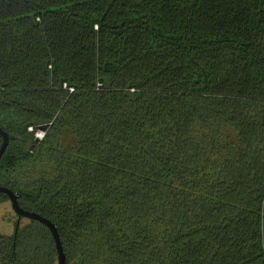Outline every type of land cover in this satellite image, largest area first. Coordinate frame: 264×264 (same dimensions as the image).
Listing matches in <instances>:
<instances>
[{"label":"trees","instance_id":"trees-1","mask_svg":"<svg viewBox=\"0 0 264 264\" xmlns=\"http://www.w3.org/2000/svg\"><path fill=\"white\" fill-rule=\"evenodd\" d=\"M0 127L66 264H264V0H0ZM58 263L37 220L0 235Z\"/></svg>","mask_w":264,"mask_h":264},{"label":"water","instance_id":"water-1","mask_svg":"<svg viewBox=\"0 0 264 264\" xmlns=\"http://www.w3.org/2000/svg\"><path fill=\"white\" fill-rule=\"evenodd\" d=\"M41 131H45V127H40ZM0 135L3 137V144L0 148V161L2 156L4 155L9 142H10V137L8 135L7 132H5L1 127H0ZM0 193H5L9 196L10 198V202L12 204V207L15 211V213L19 216V217H26V218H30L33 220H37L43 224H45L46 226H48V228L51 230L53 237L55 238V242H56V246H57V250H58V255H59V263L58 264H66V256L64 254V250H63V246L60 240V236L59 233L55 227V225L48 219L44 218L43 216L34 213V212H29L26 210H23L17 200V195L10 189L0 186Z\"/></svg>","mask_w":264,"mask_h":264},{"label":"rangeland","instance_id":"rangeland-1","mask_svg":"<svg viewBox=\"0 0 264 264\" xmlns=\"http://www.w3.org/2000/svg\"><path fill=\"white\" fill-rule=\"evenodd\" d=\"M40 132L38 131L37 134ZM36 134V135H37ZM17 215L10 201L0 203V235H10L14 229Z\"/></svg>","mask_w":264,"mask_h":264},{"label":"built area","instance_id":"built-area-1","mask_svg":"<svg viewBox=\"0 0 264 264\" xmlns=\"http://www.w3.org/2000/svg\"><path fill=\"white\" fill-rule=\"evenodd\" d=\"M39 134H37L36 135V137L38 138V139H42L43 137H44V135H45V132H43V131H41V130H39Z\"/></svg>","mask_w":264,"mask_h":264}]
</instances>
